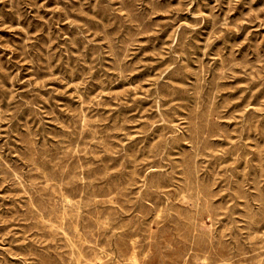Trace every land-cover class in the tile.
I'll return each mask as SVG.
<instances>
[{"label":"rangeland","instance_id":"1","mask_svg":"<svg viewBox=\"0 0 264 264\" xmlns=\"http://www.w3.org/2000/svg\"><path fill=\"white\" fill-rule=\"evenodd\" d=\"M263 158L264 0H0V264H264Z\"/></svg>","mask_w":264,"mask_h":264},{"label":"bare ground","instance_id":"2","mask_svg":"<svg viewBox=\"0 0 264 264\" xmlns=\"http://www.w3.org/2000/svg\"><path fill=\"white\" fill-rule=\"evenodd\" d=\"M10 2V1H9ZM12 6V5H11ZM106 7V6H105ZM66 8H68V7H66ZM124 8V7H123ZM110 10V9H109ZM112 10V9H111ZM72 12V11H71ZM69 13V12H68ZM74 13V12H73ZM83 13V12H82ZM112 13V12H111ZM114 14V13H113ZM137 15V14H136ZM74 16H75V14H74ZM81 16V15H80ZM109 16V15H108ZM143 18V17H142ZM141 20V19H140ZM138 21V20H137ZM143 21V20H142ZM141 21V22H142ZM88 23V22H87ZM26 24V23H25ZM95 24V23H94ZM147 24V23H146ZM75 26V25H74ZM136 26V25H135ZM142 26H143V24H142ZM146 26V25H145ZM144 26V27H145ZM149 27V26H148ZM76 28V27H75ZM78 29V28H77ZM135 29V28H134ZM138 31V30H137ZM49 32V31H48ZM79 32V31H78ZM81 32V31H80ZM28 34V33H27ZM83 34V33H82ZM50 35V34H49ZM78 38V37H77ZM80 38V37H79ZM81 39V38H80ZM136 39V38H135ZM71 42V41H70ZM113 42V41H112ZM78 44H80V43H78ZM114 46V45H113ZM133 46V45H132ZM119 47H121V46H119ZM118 47V48H119ZM117 48V47H116ZM122 48V47H121ZM130 48V47H129ZM70 51V50H69ZM117 52H118V50H117ZM126 52H128V51H126ZM41 53H39V55H40ZM125 55V54H124ZM101 56V55H100ZM122 58V57H121ZM79 60V59H78ZM38 61V60H37ZM123 62V61H122ZM121 62V63H122ZM126 62V61H125ZM119 63V62H118ZM126 66V65H125ZM38 68V67H37ZM68 69V68H67ZM41 72V71H40ZM51 73V72H50ZM46 74V73H45ZM222 76V75H221ZM224 76V75H223ZM123 77V76H122ZM203 78V77H202ZM200 80V79H199ZM221 80V79H220ZM199 85V84H198ZM217 86V85H216ZM202 90V89H201ZM35 92V91H34ZM199 97V96H198ZM11 98V97H10ZM9 98V99H10ZM214 98V97H213ZM43 99V98H42ZM41 99V100H42ZM82 99V98H81ZM161 100H163V99H161ZM160 101V100H159ZM211 101V100H210ZM214 101V100H213ZM212 101V102H213ZM163 102H164V100H163ZM27 103V102H26ZM184 106V105H183ZM212 106H213V104H212ZM209 107V106H208ZM90 108V107H89ZM198 108V107H197ZM213 108V107H212ZM211 108V109H212ZM27 109V108H26ZM33 109V108H32ZM40 111V110H39ZM161 111V110H160ZM163 111V110H162ZM165 112V111H164ZM168 112V111H167ZM166 112V113H167ZM199 112V111H198ZM87 113V112H86ZM39 114H40V112H39ZM84 114V113H83ZM169 114H170V112H169ZM87 115V114H86ZM57 117V116H56ZM84 117H85V115H84ZM246 117V116H245ZM252 119V118H251ZM160 120V119H159ZM158 120V121H159ZM163 120V119H162ZM203 120V119H202ZM58 121V120H57ZM84 121H85V119H84ZM164 121V120H163ZM170 121V120H169ZM162 122V121H161ZM210 122V121H209ZM220 122V121H219ZM74 123V122H73ZM156 123V122H155ZM158 123V122H157ZM93 125H95V124H93ZM216 125V124H215ZM248 125V124H247ZM246 125V126H247ZM253 126V125H252ZM65 127V126H64ZM83 127V126H82ZM172 127V126H171ZM248 127H249V125H248ZM116 128V127H115ZM156 128V127H155ZM177 128V127H176ZM102 130V129H101ZM176 130V129H175ZM114 130H112L111 132H113ZM151 131V130H150ZM199 131V130H198ZM225 131V130H224ZM71 132V131H70ZM93 132V131H92ZM200 132V131H199ZM257 132V131H256ZM68 133V132H67ZM148 133V132H147ZM208 133V132H207ZM219 133V132H218ZM255 133V132H254ZM80 134V133H79ZM83 134H84V132H83ZM87 134H88V132H87ZM96 134V133H95ZM109 134V133H108ZM154 134V133H153ZM188 135V134H187ZM186 135V136H187ZM190 136V135H189ZM245 136H247V135H245ZM107 137V136H106ZM198 137V136H197ZM35 139V138H34ZM97 139V138H96ZM98 140V139H97ZM205 140V139H204ZM214 141V140H213ZM212 141V142H213ZM217 141V140H216ZM95 142V141H94ZM161 142V141H160ZM166 142V141H165ZM97 143V142H96ZM227 143V142H226ZM243 143V142H242ZM71 144V143H70ZM100 144V143H99ZM158 144V143H157ZM168 144V143H167ZM239 144V143H238ZM240 144H241V142H240ZM244 144V143H243ZM246 144V143H245ZM50 145V144H49ZM76 145V144H75ZM170 145V144H169ZM124 146V145H123ZM236 146V145H235ZM246 146V145H245ZM39 147V146H38ZM157 147V146H156ZM167 147V146H166ZM202 147V146H201ZM58 148V147H57ZM67 148V147H66ZM104 148V147H103ZM102 148V149H103ZM91 149V148H90ZM166 149V148H165ZM96 150V149H95ZM199 150V149H198ZM197 150V151H198ZM245 150V149H244ZM89 151V150H88ZM219 151V150H218ZM221 151V150H220ZM233 151V150H232ZM70 152V151H69ZM91 152V151H90ZM164 152V151H163ZM200 152V151H199ZM255 152V151H254ZM261 152V151H260ZM157 153V152H156ZM207 153V152H206ZM78 154V153H77ZM109 154V153H108ZM111 154V153H110ZM159 154V153H158ZM67 156H68V154H66ZM91 155V154H90ZM52 156V155H51ZM126 156V155H125ZM164 156V155H163ZM210 156V155H209ZM214 156V155H213ZM219 156H220V154H219ZM84 157H85V154H84ZM99 157V156H98ZM93 158V157H92ZM203 158V157H202ZM232 158V157H231ZM96 159V158H95ZM194 159V158H193ZM197 159V158H196ZM245 159V158H244ZM264 159V158H263ZM171 160V159H170ZM198 160V159H197ZM201 160V159H200ZM236 160V159H235ZM246 160V159H245ZM101 161V160H100ZM175 161V160H174ZM190 161V160H189ZM196 161V160H195ZM238 161V160H237ZM214 162V161H213ZM244 162V161H243ZM152 163H154V162H151V164ZM197 163V162H196ZM28 164V163H27ZM81 164V163H80ZM237 164V163H236ZM244 164V163H243ZM254 164V163H253ZM4 165V164H3ZM34 165H37V164H34ZM94 165V164H93ZM219 166L221 165V164H218ZM29 166V165H28ZM39 166V165H38ZM181 166V165H180ZM232 166V165H231ZM257 167V166H256ZM3 168H4V166H3ZM176 168V167H175ZM225 168V167H224ZM10 169V168H9ZM172 169V168H171ZM231 169H232V167H231ZM6 170V169H5ZM11 170V169H10ZM35 170V169H34ZM85 170H87V169H85ZM185 170V169H184ZM183 170V171H184ZM186 170H187V168H186ZM244 170V169H243ZM258 170V169H257ZM197 171V170H196ZM199 171V170H198ZM204 171V170H203ZM227 171V170H226ZM225 171V172H226ZM233 171V170H232ZM231 171V173H233ZM23 172V171H22ZM34 172V171H33ZM82 172V171H81ZM129 172V171H128ZM165 172V171H164ZM173 172V171H172ZM171 172V173H172ZM177 172V171H176ZM188 172V171H187ZM190 172V171H189ZM240 172V171H239ZM255 172V171H254ZM26 173V172H25ZM30 173H32V171L30 172ZM108 173V172H107ZM118 173V172H117ZM150 173V172H149ZM9 174V173H8ZM28 174V173H27ZM47 174H49V173H47ZM110 174V173H109ZM123 174V173H122ZM133 174V173H132ZM174 174V173H173ZM238 174V173H237ZM158 175H160V174H158ZM175 175V174H174ZM189 175V174H188ZM211 175V174H210ZM259 175V174H258ZM34 176V175H33ZM161 176V175H160ZM191 176V175H190ZM260 176H262V174L260 175ZM259 176V177H260ZM49 177V176H48ZM52 177V176H51ZM82 177V176H81ZM195 177V176H194ZM199 177V176H198ZM198 177H197V179H198ZM227 177V176H226ZM245 177V176H244ZM12 178H13V176H12ZM73 178V177H72ZM167 178H168V176H167ZM180 178H182V177H180ZM191 178H193V176L191 177ZM241 178V177H240ZM257 178V177H256ZM45 179V178H44ZM55 179V178H54ZM136 179H138V177L136 178ZM169 179V178H168ZM184 179V178H183ZM262 179V178H261ZM13 180V179H12ZM19 180V179H18ZM78 180V179H77ZM127 180V179H126ZM152 180V179H151ZM23 181V180H22ZM142 181V180H141ZM28 182V181H27ZM106 182V181H105ZM119 182V181H118ZM234 182H235V180H234ZM247 182V181H246ZM91 183V182H90ZM94 183V182H93ZM99 183V182H98ZM108 183V182H107ZM175 183V182H174ZM193 183V182H192ZM196 183V182H195ZM199 183V182H198ZM249 183V182H248ZM20 184V183H19ZM67 184V183H66ZM97 184V183H96ZM100 184V183H99ZM144 184H146V183H144ZM152 184H154V183H152ZM151 184V185H152ZM180 184V183H179ZM201 184V183H200ZM212 184H214V183H212ZM233 184H235V183H233ZM38 185V184H37ZM86 185V184H85ZM118 185V184H117ZM157 185V184H156ZM185 185H186V183H185ZM202 185V184H201ZM242 185V184H241ZM20 186H21V184H20ZM48 186V185H47ZM131 186V185H130ZM153 186V185H152ZM160 186V185H159ZM174 186V185H173ZM198 186V185H197ZM203 186V185H202ZM87 187V186H86ZM139 187V186H138ZM156 187V186H155ZM192 187V186H191ZM211 187V186H210ZM237 187V186H236ZM43 188V187H42ZM59 188V187H58ZM62 188V187H61ZM69 188V187H68ZM77 188V187H76ZM99 188V187H98ZM103 188V187H102ZM141 188V187H140ZM145 188V187H144ZM194 188V187H193ZM196 188V187H195ZM198 188V187H197ZM231 188V187H230ZM63 189V188H62ZM61 189V190H62ZM93 189V188H92ZM108 189V188H107ZM127 189V188H126ZM153 189V188H152ZM192 189V188H191ZM232 189V188H231ZM33 190V189H32ZM91 190V189H90ZM101 190V189H100ZM142 190V189H141ZM148 190V189H147ZM207 190H208V188H207ZM213 190V189H212ZM92 191V190H91ZM162 191V190H161ZM188 190L186 189V192H187ZM230 191V190H229ZM246 191V190H245ZM150 192V191H149ZM154 192V191H153ZM177 192V191H176ZM198 192V191H197ZM204 192V191H203ZM209 192H210V190H209ZM232 192V191H231ZM27 193V192H26ZM32 193V192H31ZM151 193V192H150ZM149 193V194H150ZM178 193V192H177ZM211 193V192H210ZM65 194V193H64ZM90 194V193H89ZM110 194H112V193H110ZM247 194V193H246ZM261 194V193H260ZM153 195V194H152ZM166 195V194H165ZM180 195V194H179ZM187 195V194H186ZM194 195V194H193ZM195 195H197V194H195ZM230 195H233V194H230ZM258 195V194H257ZM29 196V195H28ZM76 196V195H75ZM183 196V195H182ZM191 196H192V194H191ZM198 196V195H197ZM234 196V195H233ZM33 197V196H32ZM50 197V196H49ZM166 197V196H165ZM185 197V196H184ZM83 198V197H82ZM157 198V197H156ZM172 198V197H171ZM183 198V197H182ZM186 198V197H185ZM198 198H199V196H198ZM201 198V197H200ZM244 198H245V196H244ZM31 199V198H30ZM63 199V198H62ZM65 199V198H64ZM77 199V198H76ZM133 199V198H132ZM165 199H167V198H165ZM204 199V198H203ZM264 199V198H263ZM38 200V199H37ZM60 200V199H59ZM92 200V199H91ZM171 200V199H170ZM178 200V199H177ZM194 200V199H193ZM201 200H202V198H201ZM210 200V199H209ZM239 200V199H238ZM63 201V200H62ZM68 201V200H67ZM84 201V200H83ZM95 201V200H94ZM93 201V202H94ZM103 201V200H102ZM128 201V200H127ZM126 201V202H127ZM155 202H157L156 200H154ZM179 201V200H178ZM180 201H181V199H180ZM211 201V200H210ZM247 201V200H246ZM260 201V200H259ZM264 200H262V202H263ZM56 202V201H55ZM66 202V201H65ZM143 202V201H142ZM188 202V201H187ZM197 202V201H196ZM202 202V201H201ZM213 202V201H212ZM71 203V202H70ZM109 203V202H108ZM167 203V202H166ZM203 203V202H202ZM214 203V202H213ZM27 204H28V202H27ZM79 204V203H78ZM86 204V203H85ZM142 204V203H141ZM172 204V203H171ZM182 204V203H181ZM191 204V203H190ZM62 205H63V203H62ZM88 205H89V202H88ZM128 205H130V203H129V201H128ZM136 205V204H135ZM142 205H144V203L142 204ZM149 205V204H148ZM162 205V204H161ZM174 205V204H173ZM196 205V204H195ZM30 206V205H29ZM40 206H42V205H40ZM70 206V205H69ZM109 206H111V205H109ZM124 206V205H123ZM139 206V205H138ZM152 206V205H151ZM170 206V205H169ZM175 206V205H174ZM173 206V207H174ZM188 206V205H187ZM192 206H193V204H192ZM207 206H208V204H207ZM210 206V205H209ZM213 206V205H212ZM62 207V206H61ZM102 207V206H101ZM113 207V206H112ZM119 207V206H118ZM143 207V206H142ZM146 207V206H145ZM199 207V206H198ZM31 208H32V206H31ZM85 208V207H84ZM107 208H109V207H107ZM153 208V207H152ZM204 208V207H203ZM52 209V208H51ZM93 209V208H92ZM96 209V208H95ZM155 209V208H154ZM191 209V208H190ZM207 209V208H206ZM216 209V208H215ZM261 209V208H260ZM83 210H85V209H83ZM169 210V209H168ZM183 210H184V208H183ZM203 210H205V209H203ZM210 210H211V208H210ZM218 210V209H217ZM149 211V210H148ZM163 211H165V210H163ZM173 211V210H172ZM220 211V210H219ZM249 211H250V209H249ZM30 212V211H29ZM28 212V213H29ZM34 212V211H33ZM51 212V211H50ZM77 212V211H76ZM106 212V211H105ZM153 212V211H152ZM151 212V213H152ZM167 212V211H166ZM199 212H201V211H199ZM216 212H218V211H216ZM59 213V212H58ZM69 213V212H68ZM80 213V212H79ZM83 213V212H82ZM155 213V212H154ZM172 213V212H171ZM183 213V212H182ZM187 213H189V212H187ZM196 213V212H195ZM231 213V212H230ZM174 214V213H173ZM202 214H204V213H202ZM214 214V213H213ZM37 215V214H36ZM168 215V214H167ZM190 215H192V214H190ZM205 215V214H204ZM208 215V214H207ZM248 215H249V213H248ZM258 215V214H257ZM260 215H261V213H260ZM74 216V215H73ZM133 216V215H132ZM182 216V215H181ZM180 216V217H181ZM193 216H194V214H193ZM203 216V215H202ZM209 216V215H208ZM212 216H215V215H212ZM218 216V215H217ZM251 216V215H250ZM259 216V215H258ZM34 217V216H33ZM42 217V216H41ZM122 217V216H121ZM179 217V216H178ZM183 217V216H182ZM186 217V216H185ZM216 217V216H215ZM67 218V217H66ZM89 218V217H88ZM116 218V217H115ZM129 218V217H128ZM143 218V217H142ZM154 218V217H153ZM192 217L190 216V219H191ZM208 218V217H207ZM206 218V219H207ZM249 218V217H248ZM247 218V219H248ZM256 218V217H255ZM53 219V218H52ZM63 219H64V217H63ZM79 219H80V217H79ZM86 219V218H85ZM205 219V220H206ZM213 219H215V218H213ZM212 219V220H213ZM108 220V219H107ZM116 220V219H115ZM159 220V219H158ZM174 220V219H173ZM184 220V219H183ZM78 222H79V220H77ZM95 221V220H94ZM129 221V220H128ZM166 221V220H165ZM168 221V220H167ZM169 221H171V220H169ZM188 221V220H187ZM190 221V220H189ZM215 221V220H214ZM250 221H251V219H250ZM249 221V222H250ZM88 222V221H87ZM99 222V221H98ZM155 222V221H154ZM179 222V221H178ZM181 222H183V221H181ZM186 222V221H185ZM255 222V221H254ZM54 223H56V222H54ZM144 223V222H143ZM163 223V222H162ZM217 223V222H216ZM251 223V222H250ZM256 223V222H255ZM35 224H37V223H35ZM59 224V223H58ZM66 224V223H65ZM93 224V223H92ZM114 224V223H113ZM166 224V223H165ZM170 224V223H169ZM175 224V223H174ZM199 224V223H198ZM262 224V223H261ZM61 225V224H60ZM73 225V224H72ZM104 225V224H103ZM176 225V224H175ZM180 225V224H179ZM183 225V224H182ZM189 225V224H188ZM214 225V224H213ZM184 226V225H183ZM199 226V225H198ZM215 226H217V225H215ZM255 226V225H254ZM262 226V225H261ZM52 227V226H51ZM54 227H56V226H54ZM107 227V226H106ZM122 227V226H121ZM156 227H158V226H156ZM201 227V226H200ZM72 228V227H71ZM191 228V227H190ZM260 228V227H259ZM70 229V228H69ZM101 229V228H100ZM135 229V228H134ZM153 229H154V227H153ZM180 229V228H179ZM56 230V229H55ZM76 230H78V229H76ZM158 230V229H157ZM161 230H162V228H161ZM171 230V229H170ZM175 230V229H174ZM173 230V231H174ZM201 230V229H200ZM249 230V229H248ZM253 230V229H252ZM66 231V230H65ZM64 231V232H65ZM102 231V230H101ZM104 231H105V229H104ZM179 231V230H178ZM177 231V232H178ZM188 231V230H187ZM192 231V230H191ZM203 231V230H202ZM54 232V231H53ZM70 232V231H69ZM72 232V231H71ZM84 232V231H83ZM89 232V231H88ZM99 232V231H98ZM108 232V231H107ZM123 232V231H122ZM216 232V231H215ZM218 232V231H217ZM78 233V232H77ZM106 233V232H105ZM131 233V232H130ZM149 233V232H148ZM152 233V232H151ZM164 233H165V231H164ZM167 233V232H166ZM181 233V232H180ZM251 233V232H250ZM57 234V233H56ZM70 234V233H69ZM136 234V233H135ZM143 234V233H142ZM153 234V233H152ZM151 234V235H152ZM175 234V233H174ZM195 234V233H194ZM206 234V233H205ZM215 234V233H214ZM255 234H257V233H255ZM61 235V234H60ZM78 235V234H77ZM165 234H163V236H164ZM171 235V234H170ZM178 235V234H177ZM198 236H199V234H197ZM211 235V234H210ZM235 235V234H234ZM53 236V235H52ZM65 236V235H64ZM79 236V235H78ZM106 236V235H105ZM149 236V235H148ZM156 236V235H155ZM161 236V239H162V235H160ZM159 236V237H160ZM216 236V235H215ZM218 236V235H217ZM258 236V235H257ZM92 237H93V235H92ZM146 237V236H145ZM174 237V236H173ZM189 237H190V234H189ZM192 237V236H191ZM209 237V236H208ZM220 237V236H219ZM218 237V238H219ZM225 237V236H224ZM64 238V237H63ZM206 238V237H205ZM210 238V237H209ZM255 238V237H254ZM261 238V237H260ZM85 239V238H84ZM89 239V238H88ZM96 239V238H95ZM105 239V238H104ZM104 239H103V241H104ZM129 239V238H128ZM151 239H153V238H151ZM155 239V238H154ZM198 239V238H197ZM247 239V238H246ZM264 239V238H263ZM67 240V239H66ZM171 240V239H170ZM195 240V239H194ZM207 240V239H206ZM211 240H213V239H211ZM222 240V239H221ZM234 240V239H233ZM251 240V239H250ZM65 241V240H64ZM97 241V240H96ZM131 241V240H130ZM137 241V240H136ZM147 241V240H146ZM165 241V240H164ZM180 241V240H179ZM190 241V240H189ZM208 241V240H207ZM241 241H242V239H241ZM93 242V241H92ZM114 242H115V240H114ZM150 242V241H149ZM154 242V241H153ZM168 242V241H167ZM184 242V241H183ZM192 242V241H191ZM204 242H205V240H204ZM225 242H227V241H225ZM235 242H236V240H235ZM243 242V241H242ZM75 243V242H74ZM79 243V242H78ZM97 243V242H96ZM131 243V242H130ZM170 243V242H169ZM213 243H214V241H213ZM255 243V242H254ZM33 244V243H32ZM67 244V243H66ZM70 244V243H69ZM83 244V243H82ZM146 244V243H145ZM166 244V243H165ZM205 244V243H204ZM212 244V243H211ZM217 244V243H216ZM215 244V245H216ZM221 244V243H220ZM238 244H239V242H238ZM250 244H251V242H250ZM154 245V244H153ZM162 245V244H161ZM168 245V244H167ZM172 245V244H171ZM219 245V244H218ZM242 245V244H241ZM82 246V245H81ZM119 246H121V245H119ZM140 246V245H139ZM138 246V247H139ZM166 246V245H165ZM169 246V245H168ZM178 246V245H177ZM211 246V245H210ZM214 246V245H213ZM224 246H226V245H224ZM238 246V245H237ZM72 247V246H71ZM75 247V246H74ZM83 247V246H82ZM124 247V246H123ZM229 246H227V248H228ZM240 247V246H239ZM264 247V246H263ZM70 248V247H69ZM96 248V247H95ZM132 248V247H131ZM162 248H164L163 246H162ZM169 248V247H168ZM184 248H186V247H184ZM66 249V248H65ZM83 249V248H82ZM216 249H217V247H216ZM221 249H222V247H221ZM224 249V248H223ZM246 249H248V248H246ZM245 249V250H246ZM261 249V248H260ZM264 249V248H263ZM54 250V249H53ZM76 250V249H75ZM78 250V249H77ZM170 250H172V249H170ZM186 250V249H185ZM192 251H193V249H191ZM237 250H239V248L237 249ZM252 250V249H251ZM57 251V250H56ZM119 251V250H118ZM117 251V252H118ZM214 251V250H213ZM230 251V250H229ZM234 251V250H233ZM240 251V250H239ZM102 252V251H101ZM134 252V251H133ZM175 252V251H174ZM186 252V251H185ZM236 252V251H235ZM36 253V252H35ZM34 253V254H35ZM119 253V252H118ZM135 253V252H134ZM173 253V252H172ZM215 253H216V251H215ZM219 253V252H218ZM223 253H225V252H223ZM150 254H152L151 252H150ZM190 254V253H189ZM210 254V253H209ZM240 254H242V253H240ZM108 255V254H107ZM147 255V254H146ZM191 255V254H190ZM197 255V254H196ZM222 255V254H221ZM58 256V255H57ZM60 256V255H59ZM81 256H82V254H81ZM98 256V255H97ZM109 256V255H108ZM135 256V255H134ZM153 256V255H152ZM217 256V255H216ZM220 256V255H219ZM241 256V255H240ZM73 257H74V255H73ZM88 257H90V256H88ZM87 257V258H88ZM144 257V256H143ZM151 257V256H150ZM187 257V256H186ZM197 257V256H196ZM206 258H207V256H205ZM254 257H255V255H254ZM258 257V256H257ZM264 257V256H263ZM42 258V257H41ZM59 258V257H58ZM80 258H82V257H80ZM92 258V257H91ZM97 258H100V257H97ZM147 258V257H146ZM211 258V257H210ZM239 258V257H238ZM73 259V258H72ZM107 259V258H106ZM244 259V258H243ZM38 260V259H37ZM61 260V259H60ZM80 260V259H79ZM78 260V261H79ZM133 260H134V258H133ZM189 260H190V258H189ZM216 260V259H215ZM228 260V259H227ZM237 260V259H236ZM62 261V260H61ZM129 261V260H128ZM131 261V260H130ZM195 261V260H194ZM217 261V260H216ZM219 261V260H218ZM244 261V260H243ZM249 261V260H248ZM39 262V261H38ZM41 262V261H40ZM39 262V263H40ZM76 262H77V260H76ZM107 262V261H106ZM117 262V261H116ZM133 262V261H132ZM137 262H138V260H137ZM185 262V261H184ZM246 262V261H245ZM244 262V263H245ZM255 262V261H254ZM259 262V261H258ZM58 263V262H57ZM69 263V262H68ZM71 263V262H70ZM74 263V262H73ZM80 263V262H79ZM108 263V262H107ZM135 263V262H134ZM223 263V262H222ZM234 262H232V264H233ZM238 263V262H237ZM249 263V262H248ZM78 264V263H77ZM102 264H104V263H102ZM138 264V263H137ZM200 264V263H199ZM209 264V263H208ZM239 264V263H238Z\"/></svg>","mask_w":264,"mask_h":264}]
</instances>
